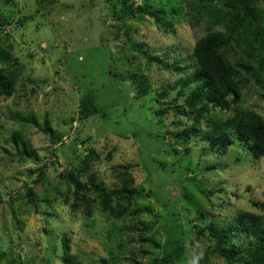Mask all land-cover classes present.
<instances>
[{"label":"rangeland","instance_id":"1","mask_svg":"<svg viewBox=\"0 0 264 264\" xmlns=\"http://www.w3.org/2000/svg\"><path fill=\"white\" fill-rule=\"evenodd\" d=\"M36 1L0 0V42L10 44L20 70L12 94L0 97V264H150L178 245L179 264H228L213 250L209 228L264 212V156L255 157L232 129L233 143L219 151L204 135L205 120L185 145L176 143L191 123L169 108L185 100L174 89L182 73L148 64L130 46L164 60L170 52L166 62L184 59V69L193 64L194 44L225 32L223 23L200 9L204 0H147L150 10L165 11L160 23L139 9L143 0H56L41 10ZM249 44L232 40L221 50L242 85L237 107L219 117L247 108L264 118V71L254 72ZM87 96L98 111L82 119ZM14 130L38 163L19 158L9 139ZM90 148L98 157L80 180L92 175L112 193L126 188L127 210L118 218L92 191L89 214L70 206L59 173L80 166ZM244 238L235 241L246 245Z\"/></svg>","mask_w":264,"mask_h":264},{"label":"trees","instance_id":"2","mask_svg":"<svg viewBox=\"0 0 264 264\" xmlns=\"http://www.w3.org/2000/svg\"><path fill=\"white\" fill-rule=\"evenodd\" d=\"M55 1L37 0V10H41L47 3ZM260 1L262 0H219L222 4L221 7L215 5L214 8L210 7L213 2L210 0L200 4V9L203 12L213 14L215 23H223L225 32L209 33L194 44L190 51L193 64L184 66V69H192L189 73L181 68L180 63L182 64L184 59L174 58L173 67H171L166 62L170 52L164 56L165 60L160 59L159 56H150L146 54L142 45L130 42L132 36L126 35L130 46L140 52L148 64L152 62L160 67L173 68L182 73V76L174 84V89H177L179 95H185V100L183 104H176V99L169 108L173 110L174 114L188 118L191 123L189 124L190 130L175 137L176 143L185 145V141L190 138L191 131L194 134L202 131L199 126L205 120L204 135L206 138L216 139L219 142L216 148L219 151L226 152L233 143V138L228 133L232 129L238 139L250 147L255 157L264 156V118L260 113L252 109L237 108L226 117H219L217 114L230 112L234 107H237L242 85L237 78L238 71L226 60L221 50L228 48L232 40L246 41L248 44L250 43L248 48L252 51L250 55L252 60L257 61V66L253 68L254 72L264 71V8L258 6ZM139 9L152 16L156 23L163 22L162 15L165 11L163 9L150 10L147 0L141 1ZM25 19L27 18L24 16L18 20L22 22ZM9 48L10 44L0 42V97H8L12 94L15 81L20 75L19 67L15 58H12ZM134 77L133 81H136L138 77ZM135 86L138 87L136 90L139 95L146 93L147 90L142 88V84H134L133 87ZM97 111V106L93 104V99L89 96L81 101L80 116L82 119ZM165 111L160 110V113L164 114ZM33 123L36 124V122ZM44 131H50L48 126H45ZM9 139L17 149L20 159L39 162L38 155L35 150L30 149L29 143L21 131H12ZM51 139L53 141L60 140L58 136L57 139L51 136ZM97 157L95 150L90 148L81 160L80 166L68 168V170L60 172L59 176L70 186L67 192L72 195L71 208L77 209L84 205L86 213L89 214V207L93 200L87 198L86 193L92 191L100 199L102 208L108 214L118 218L127 210V206L123 205L124 201L130 198L126 188L112 193L106 191L101 184L96 183L92 175L88 176L86 182L80 180L81 175H84L90 167L91 161ZM41 173L40 171V175ZM40 175L35 180L36 184L41 182ZM33 195V188L27 187V196L30 201L33 200ZM115 195L117 200L113 199ZM262 207L264 209V204ZM180 211L174 212L179 218ZM188 220L192 221L190 217L185 218V221ZM176 224L181 225L178 222ZM209 234L214 239L213 250L228 264H264V212L262 214L241 212L236 222H226L217 230L209 228ZM240 234L245 237L244 241L248 239L246 245H243V242L240 244L235 241L238 240ZM183 252L184 247L178 245L155 257L150 264H179Z\"/></svg>","mask_w":264,"mask_h":264}]
</instances>
